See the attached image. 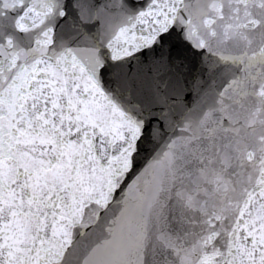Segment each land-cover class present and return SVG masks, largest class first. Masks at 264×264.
<instances>
[{
	"label": "snow or ice",
	"instance_id": "snow-or-ice-1",
	"mask_svg": "<svg viewBox=\"0 0 264 264\" xmlns=\"http://www.w3.org/2000/svg\"><path fill=\"white\" fill-rule=\"evenodd\" d=\"M0 264H264V0H0Z\"/></svg>",
	"mask_w": 264,
	"mask_h": 264
}]
</instances>
